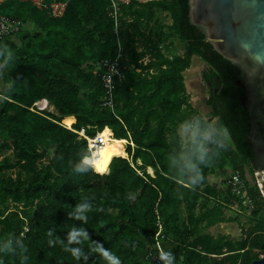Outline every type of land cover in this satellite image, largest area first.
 <instances>
[{
    "label": "trees",
    "instance_id": "trees-1",
    "mask_svg": "<svg viewBox=\"0 0 264 264\" xmlns=\"http://www.w3.org/2000/svg\"><path fill=\"white\" fill-rule=\"evenodd\" d=\"M53 1H68L64 16L52 17L47 8L23 0L0 6L10 17L31 18L37 29L23 35L24 48L16 42L21 33L1 43L6 89L0 103V264H111L100 247L120 264H145L160 223L161 240L172 246L163 249L178 255L176 264H253L264 255V197L247 178L256 169L241 72L190 23L189 0L121 8L126 69L113 109L102 104L100 69L119 52L110 1L46 3ZM159 11L173 22L155 36L143 26L154 23ZM176 40L184 45L182 55ZM196 56L209 66L203 78L216 121L209 141L204 134L211 122L198 120L184 76ZM96 66L99 76L92 83L87 69ZM91 84L95 94H87L88 104L83 89ZM41 100L52 102L59 115L38 110ZM196 121L198 133L185 146L179 128ZM82 131L91 138L105 134L109 174L82 163L90 156ZM229 167L242 174L256 203L250 214L259 220L251 239L203 232L227 222L224 209L232 203L247 211L229 189L223 204L198 212L203 196L217 190L208 185L209 176ZM74 230L81 235L72 240Z\"/></svg>",
    "mask_w": 264,
    "mask_h": 264
},
{
    "label": "water",
    "instance_id": "water-1",
    "mask_svg": "<svg viewBox=\"0 0 264 264\" xmlns=\"http://www.w3.org/2000/svg\"><path fill=\"white\" fill-rule=\"evenodd\" d=\"M190 23L241 72L250 117L248 141L264 197V0H189ZM253 264H264V255Z\"/></svg>",
    "mask_w": 264,
    "mask_h": 264
},
{
    "label": "rangeland",
    "instance_id": "rangeland-1",
    "mask_svg": "<svg viewBox=\"0 0 264 264\" xmlns=\"http://www.w3.org/2000/svg\"><path fill=\"white\" fill-rule=\"evenodd\" d=\"M172 18L167 12L159 11L157 14V20L152 23L151 25H144V30L147 29L152 35L158 36L161 32V28L164 26L170 25L172 23ZM23 29L19 38L16 39V42L20 48H24V43L22 42V37L24 34L27 33H36L37 29L31 18L25 17L22 21ZM175 46L177 52L181 55L184 53V45L179 41H175ZM1 47L0 44V103H1V92L6 89V84L4 83V75L6 73L5 66L1 61ZM209 66L207 63L200 57L196 56L192 60V64L190 69L185 73V82L187 86V94L189 100L193 107L198 112V120H204L206 122L210 121L211 125L210 128L205 132L204 139L205 141H209L211 139L212 133L216 129V121H212V107L209 105L208 100L211 95L210 86L204 81L203 72L208 70ZM88 74H90V78L92 83H94L99 76V67H95L93 70L87 69ZM95 85H87L84 87L83 92L85 95V101L90 104L92 100V96L95 94ZM91 94V95H87ZM50 105L55 106L52 102ZM40 110H42L45 114H55L59 115V112H52L49 109V104L44 105V107L40 106ZM199 130V121H196L193 125H182L179 128L181 138L183 140V144L187 146L189 142L193 141L195 136L197 135ZM185 160L187 157L184 156ZM96 172V170L94 169ZM232 168H227L226 172L231 173ZM247 178L250 180L251 186H255L257 184V179L255 176L250 174L248 171ZM212 194V195H211ZM204 195L203 198L200 200V206L198 208V212L203 210L205 206L212 207L218 203L223 204L226 198V193H220L219 190L214 193ZM181 220L184 223L187 221L188 218V209L186 204L180 210ZM224 214L227 218V222L223 224H219L215 227L205 228L203 230L204 233L212 234L214 236L220 234H227L231 235L234 238H246L251 239L254 230V224L259 220L258 217H254L253 215L249 214L245 209L240 208L237 204L232 203L231 205L227 206L224 209ZM154 239L149 240V244L151 245V253L156 254L158 252V248L155 244ZM161 244L166 248L172 247L171 242H163L161 240ZM165 244V245H164ZM150 257V256H149ZM149 257H146L144 260L145 264H153V260ZM171 264H176L180 258L178 255L171 256ZM261 257V256H260Z\"/></svg>",
    "mask_w": 264,
    "mask_h": 264
},
{
    "label": "built area",
    "instance_id": "built-area-1",
    "mask_svg": "<svg viewBox=\"0 0 264 264\" xmlns=\"http://www.w3.org/2000/svg\"><path fill=\"white\" fill-rule=\"evenodd\" d=\"M6 0H0L1 4ZM31 2L36 7L43 9L47 8L52 17H62L66 14L68 1H53L50 4L46 3V0H23ZM111 7V15L115 20V34L117 36L119 42V52L115 58L103 60L100 63L101 69V80L104 88V97H103V106L104 107H115L114 94L116 91L117 82L122 80L125 76V66L124 59L126 56L124 44H122L121 40V21L120 18L122 16L121 8L123 6H128L133 3H137L139 5L148 4L155 1L161 0H109ZM23 29L22 21L13 17H10L6 14H3L0 11V44L7 38L16 37L21 33ZM149 57L144 59V63L147 64L149 62ZM44 101V100H41ZM38 101L35 103V107L40 110ZM31 110H34L31 108ZM42 111V110H41ZM69 128V127H68ZM71 129V128H70ZM81 136L85 137L89 142V149L91 148V137L85 135V131L80 132ZM99 134V133H98ZM97 134V135H98ZM96 135V136H97ZM91 154V152H90ZM227 182L229 189L237 200L244 206L249 213L253 212L255 209L256 203L255 200L251 198L249 194V188L246 181L243 179L242 174L240 172L229 173L227 175ZM160 230L156 234L155 244L158 248V252L156 254L150 255V259L153 260V264H166V259L161 258V250L165 253L163 246L161 244V238L163 233V226L160 223Z\"/></svg>",
    "mask_w": 264,
    "mask_h": 264
},
{
    "label": "bare ground",
    "instance_id": "bare-ground-1",
    "mask_svg": "<svg viewBox=\"0 0 264 264\" xmlns=\"http://www.w3.org/2000/svg\"><path fill=\"white\" fill-rule=\"evenodd\" d=\"M48 104H49V109L52 112H57L55 106L50 105V101L44 100V101H41L39 103V105H41L42 107H44V105H48ZM89 151L91 152V154H90L88 160H91V159L97 157L99 154V157L96 161L97 167H95L94 169L97 172L109 174L110 166L112 164V156L109 153L110 148L108 146V142L106 140L105 134L99 133L96 137H93L91 139V148L89 149ZM89 165H91V164H89Z\"/></svg>",
    "mask_w": 264,
    "mask_h": 264
},
{
    "label": "clouds",
    "instance_id": "clouds-1",
    "mask_svg": "<svg viewBox=\"0 0 264 264\" xmlns=\"http://www.w3.org/2000/svg\"><path fill=\"white\" fill-rule=\"evenodd\" d=\"M98 157H99V154H98L97 157H95V158H93L91 160L86 159L82 163L84 165L91 164L93 166V168H95V167H97L96 161H97ZM85 170H86L85 167H78L76 169V171H79V172H83ZM79 235H81V233L74 230L71 233L70 239L75 240V239H77V237ZM100 249H101V252H103V255L105 257H107L109 261H111V264H120V261H119L118 258L114 257L111 253H109L108 251L104 250L102 247H100ZM75 253H76V250H73V254H75ZM161 258L162 259H166V264H171L172 257L170 256V254L164 253L162 250H161Z\"/></svg>",
    "mask_w": 264,
    "mask_h": 264
},
{
    "label": "crops",
    "instance_id": "crops-1",
    "mask_svg": "<svg viewBox=\"0 0 264 264\" xmlns=\"http://www.w3.org/2000/svg\"><path fill=\"white\" fill-rule=\"evenodd\" d=\"M155 39L157 40L158 38H155ZM139 43H140V45H142V42H139ZM140 45H139V47H140L139 49L142 50L143 45L142 46H140ZM178 54L181 55L180 53H178ZM184 75H185V73H184ZM179 133H180V131H179ZM227 175H229V173H227V172L223 173L222 171H217V172L211 174L209 176V184L208 185L212 188L215 187L217 190H219L220 193H226L229 190V186H228V182H227ZM226 205H228V204L226 203ZM221 224H223V223H221ZM224 235H227V234H224Z\"/></svg>",
    "mask_w": 264,
    "mask_h": 264
}]
</instances>
